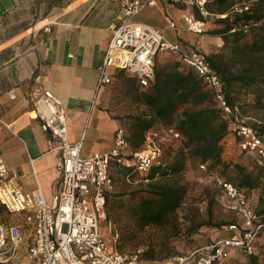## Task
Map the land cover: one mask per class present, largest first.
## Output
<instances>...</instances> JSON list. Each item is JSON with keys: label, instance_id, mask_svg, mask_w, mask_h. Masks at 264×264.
<instances>
[{"label": "built area", "instance_id": "2783aa9c", "mask_svg": "<svg viewBox=\"0 0 264 264\" xmlns=\"http://www.w3.org/2000/svg\"><path fill=\"white\" fill-rule=\"evenodd\" d=\"M162 1L194 9L197 15L189 13L184 16V21L188 30L202 39L204 23L212 16L206 4L212 0ZM156 3L157 0H119L121 21L110 26V39L98 67L97 89L110 84L109 68L123 71L136 79L141 89H146L153 83L158 54L175 53L180 63L200 77L212 92L229 129L239 137L238 149L253 153L257 164L264 170V139L239 117L237 107L227 103L221 90V79L207 58L194 48L169 42L159 30L133 21L140 11ZM248 8V4L242 3L234 5L233 11L241 12ZM8 96L13 98V92L9 91ZM33 106L36 118L58 142L55 150L58 151L56 168L60 175V189L50 202L45 200L38 188L30 193L21 192L13 184L15 171L8 169L0 158V203L11 216L20 217V222L16 224L0 222V264H9L17 256L21 224L32 232L33 240L26 246L28 264H138V255L118 252L113 245L108 246L100 232V223H103L112 240L118 238L114 225L106 221L104 193L110 186V165H127L125 131L122 128L115 131L113 146L108 152L83 158L80 154L81 140H67L64 111L53 93L50 90L38 91ZM157 154L152 148L135 152V170L147 172ZM211 180L220 191L222 205L241 217L242 231L238 235L199 246L186 255L176 256V264L190 261V264H221L229 260L230 250L247 255L254 253L257 234L264 229V225H255L256 216L248 208L247 199L241 191L216 174H212ZM230 228L235 229V226Z\"/></svg>", "mask_w": 264, "mask_h": 264}, {"label": "trees", "instance_id": "16d2710c", "mask_svg": "<svg viewBox=\"0 0 264 264\" xmlns=\"http://www.w3.org/2000/svg\"><path fill=\"white\" fill-rule=\"evenodd\" d=\"M237 2H247L249 8L234 12ZM206 9L214 19L213 28L205 36L214 41L211 46L215 50L209 54L197 52L207 58L218 74L227 103L237 107L242 119L247 117L248 110L264 108V0H212ZM113 81L134 111L116 116L124 126L121 128L128 143L127 165L112 163L109 183L137 182V186L122 190H113L111 186L105 191L106 221L114 225L113 221L124 219L126 230L172 222L188 191L183 172L189 166L208 178L216 174L231 183L245 195L248 208L256 216L255 225H264V170L254 155L238 149L239 137L229 129L212 92L200 77L183 66L177 57L173 63L155 65L153 83L146 89H141L136 79L124 77L121 71ZM246 124L264 139V122ZM156 126L166 127L179 146L176 150H167L147 172L139 173L134 167L133 154L142 150L147 133ZM227 143H232L243 155L238 161L226 155ZM136 173L139 175L135 180ZM208 215L209 220L190 227L186 236L233 226L226 222L213 223L210 210ZM3 216L11 215L0 203V219ZM262 235L264 229L258 232L256 241ZM263 239L261 250H264ZM170 240L160 248L139 254V260H153L168 252ZM258 252L248 255L246 264H260Z\"/></svg>", "mask_w": 264, "mask_h": 264}, {"label": "crops", "instance_id": "0c3cea01", "mask_svg": "<svg viewBox=\"0 0 264 264\" xmlns=\"http://www.w3.org/2000/svg\"><path fill=\"white\" fill-rule=\"evenodd\" d=\"M189 13L197 15L192 8L157 0L133 21L159 30L172 43L207 54L214 43L205 36L213 28L212 16L205 21L200 40L186 28L184 16ZM120 21L119 0H0V158L15 171L13 184L21 192L38 188L50 202L60 189L58 142L35 116L33 102L38 91L50 90L60 101L67 140H81V157L112 148L121 122L109 108V84L97 89V80L110 26ZM184 32L193 34L197 43L205 42V47L190 46ZM120 71L107 70L110 84ZM20 234L17 256L9 264L27 260L32 232L21 224ZM239 253L234 251L221 264H237Z\"/></svg>", "mask_w": 264, "mask_h": 264}, {"label": "rangeland", "instance_id": "374dc122", "mask_svg": "<svg viewBox=\"0 0 264 264\" xmlns=\"http://www.w3.org/2000/svg\"><path fill=\"white\" fill-rule=\"evenodd\" d=\"M249 5V3L244 2ZM234 5H239V2ZM214 17H212V20ZM187 28L186 22H184ZM188 30V28H187ZM189 31V30H188ZM190 32V31H189ZM184 32V38L189 39L192 43L190 46H195L197 48H204L205 42L197 43L195 36L190 34L192 32ZM170 42V41H169ZM192 48V47H191ZM207 52L209 54L212 52L213 48L209 49ZM177 55L171 52H161L158 54L155 65H164L168 63H173L176 61ZM124 77H127L124 74ZM109 108L117 116L124 114L127 111H134V107L129 106V102L125 100L121 91L115 87V81L109 84ZM244 122L251 124H259L264 122V108L262 109H252L247 111V117L242 118ZM124 129V126L121 124ZM179 146V142L176 137L164 126H156L155 129L146 135V141L142 149L152 148L157 151V156L154 159H162L164 153L171 149L176 150ZM253 156V153H248ZM226 155L232 161H238L241 153L237 151V148L232 143H227L226 145ZM139 173H136L135 180L137 179ZM184 181L188 184V191L185 195L182 205L177 209L175 218L170 223H166L161 226H147L142 229H128L124 225L123 220L119 219L117 222L113 221L115 231L118 234V238L113 241L111 234L108 233L107 228L103 223H100V232L104 238L105 243L108 246L113 245L118 252L129 253V254H142L145 251L160 248L169 238L170 249L166 253H161L158 258L153 260H139L138 264H176L174 258L179 255L188 254L195 247L206 244L216 239L225 238L231 234L242 231L243 221L241 217L232 211L226 209L219 197L220 191L215 187L211 178L202 175L199 171L186 167L183 172ZM137 183V182H136ZM136 183L127 182H116L112 186L113 190H122L124 188L133 189L137 186ZM210 206V208H209ZM212 212L213 223L226 222L231 223L235 226V229L229 226L222 229H211L207 231L201 230L198 234L192 235L190 237L186 236L187 230L190 227H194L201 222L209 220L208 212ZM20 216V215H19ZM20 218L16 216L1 217L0 221L7 225L10 223H15L19 221ZM124 225V227H123ZM126 227V228H125ZM263 236L255 242L254 252L260 251L259 260L260 264H264V250H261V240ZM264 240V239H263ZM237 253L238 250H234ZM233 250H230L228 257L231 258L233 255ZM259 253V252H258ZM248 255L244 253L238 254L237 264H246ZM192 261L186 263L190 264ZM28 264V261H24Z\"/></svg>", "mask_w": 264, "mask_h": 264}]
</instances>
